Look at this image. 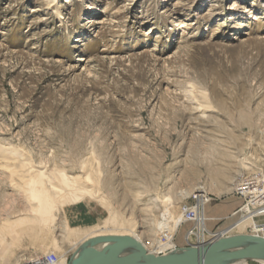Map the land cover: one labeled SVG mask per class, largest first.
Wrapping results in <instances>:
<instances>
[{"label": "rangeland", "instance_id": "374dc122", "mask_svg": "<svg viewBox=\"0 0 264 264\" xmlns=\"http://www.w3.org/2000/svg\"><path fill=\"white\" fill-rule=\"evenodd\" d=\"M45 1L0 0V146L70 175L90 159L150 250L163 198L180 216L196 189L208 235L227 232L243 216L239 185H264V0H60L59 13ZM17 182L0 168V225L30 213ZM87 203L92 223L108 217ZM56 215L57 247L26 236L6 264H70L76 240Z\"/></svg>", "mask_w": 264, "mask_h": 264}, {"label": "bare ground", "instance_id": "6f19581e", "mask_svg": "<svg viewBox=\"0 0 264 264\" xmlns=\"http://www.w3.org/2000/svg\"><path fill=\"white\" fill-rule=\"evenodd\" d=\"M45 2L49 10L59 13L60 0H46ZM196 103L198 108L206 106L202 100ZM0 168L9 174L13 181L14 179L18 181L13 185V188L23 196L30 206V213L16 216L13 220H5L0 225V264L8 262L13 249L19 247V243L26 236L32 244L50 243L51 246L57 247V242L53 237V227L57 219L56 213L60 208L64 212L67 237L70 240H76L74 251H77L87 240L98 236H130L143 243L139 234H136V225L123 218L103 197L100 189L102 187L100 174L90 159L87 162H80V174L70 175L62 169L54 168L55 170H53L48 167L35 166L14 148L0 146ZM198 191L200 189L195 190V192ZM163 199L164 208L155 219V224L159 230L157 233L159 239L153 243V250L148 249L143 243L146 249L155 255L159 254V250L166 251L174 247L175 242L172 238L179 230L183 218L182 212L180 216L177 214L173 205L174 202L170 197ZM88 200L98 202L108 209V217L103 219L101 223H92V218L89 216ZM152 204L158 211L159 199H156ZM144 206L146 211L151 209L149 203ZM242 212L241 220L233 225L227 231L228 233H221L220 236L260 235L255 218L264 214V206L257 208L249 203ZM236 230L247 231L250 234H232ZM214 239L216 238L210 241ZM105 247L107 246L101 244L94 248L97 252H102L107 249ZM130 251L132 248L127 244H115L107 252L123 257ZM77 258L78 255L75 254L74 259ZM257 261L264 263L263 260ZM246 262L234 264H247ZM17 264H46V262L33 261L32 259L24 261L23 259Z\"/></svg>", "mask_w": 264, "mask_h": 264}, {"label": "water", "instance_id": "95a60500", "mask_svg": "<svg viewBox=\"0 0 264 264\" xmlns=\"http://www.w3.org/2000/svg\"><path fill=\"white\" fill-rule=\"evenodd\" d=\"M107 249L97 252L96 245ZM115 244H127L132 251L123 257L108 253ZM70 264H234L242 261H264V236H220L200 245L182 247L163 256L150 253L144 244L130 236H98L84 242Z\"/></svg>", "mask_w": 264, "mask_h": 264}, {"label": "built area", "instance_id": "2783aa9c", "mask_svg": "<svg viewBox=\"0 0 264 264\" xmlns=\"http://www.w3.org/2000/svg\"><path fill=\"white\" fill-rule=\"evenodd\" d=\"M240 188L243 189L238 190V193L244 198L245 203L239 209V212H242L244 208L249 205V203L262 204L264 202V185H259V179H244L243 183L239 185L238 189ZM209 202L210 198L207 193L198 191L194 192L190 196V201H187L181 205V212L183 215L181 225H189V228L187 229L184 236L185 247L200 246L217 237V235L209 236L206 229L205 211ZM180 248L182 247L175 242L173 248L167 249L166 251H160L157 256L167 255L177 251ZM55 262L58 263V260H54L51 264H56ZM46 264H50V262L48 261Z\"/></svg>", "mask_w": 264, "mask_h": 264}, {"label": "crops", "instance_id": "0c3cea01", "mask_svg": "<svg viewBox=\"0 0 264 264\" xmlns=\"http://www.w3.org/2000/svg\"><path fill=\"white\" fill-rule=\"evenodd\" d=\"M181 247H185V245L184 246H181Z\"/></svg>", "mask_w": 264, "mask_h": 264}]
</instances>
